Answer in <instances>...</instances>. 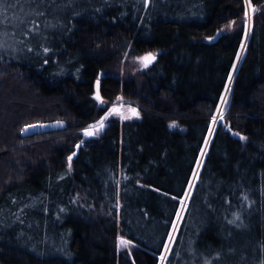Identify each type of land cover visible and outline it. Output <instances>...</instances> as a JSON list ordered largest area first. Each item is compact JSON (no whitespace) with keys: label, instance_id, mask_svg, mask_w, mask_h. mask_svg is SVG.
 <instances>
[{"label":"trees","instance_id":"trees-1","mask_svg":"<svg viewBox=\"0 0 264 264\" xmlns=\"http://www.w3.org/2000/svg\"><path fill=\"white\" fill-rule=\"evenodd\" d=\"M0 4V264H264V0Z\"/></svg>","mask_w":264,"mask_h":264},{"label":"water","instance_id":"water-1","mask_svg":"<svg viewBox=\"0 0 264 264\" xmlns=\"http://www.w3.org/2000/svg\"><path fill=\"white\" fill-rule=\"evenodd\" d=\"M156 57H157V55L155 53H153L152 51H148V52L142 54L141 61L143 62L144 65H147V64L151 63L152 61H154L156 59ZM100 80H101L100 78H97L94 82V97H96V98L99 97L98 100L101 99V94L99 91ZM122 109H123V103L122 102L112 104L103 113L102 116H104L107 112L118 113ZM64 126H65V122L61 119L43 121L40 123H30V124H26L23 126L20 134H21V136H27V135L35 134L38 132H49V131L62 129V128H64ZM90 126H94V127H90ZM96 129H98V127L95 126L94 123H91L90 125H88V127L84 128L82 140H86V139L90 138L91 136L95 135ZM85 130L93 131L94 134L91 136H85L84 135ZM81 143H82V141H79L77 143V145H80Z\"/></svg>","mask_w":264,"mask_h":264},{"label":"rangeland","instance_id":"rangeland-1","mask_svg":"<svg viewBox=\"0 0 264 264\" xmlns=\"http://www.w3.org/2000/svg\"><path fill=\"white\" fill-rule=\"evenodd\" d=\"M17 9L20 10V8H17ZM249 10H250V5H249V2L247 1V11L249 12ZM15 15H17V14L14 13V12L11 13L9 11V7H5V5L0 4V47L1 48H5L8 45H11V46L14 45L15 46L14 40L12 39V29L10 28L11 26L15 25V23H16L17 19H16ZM141 56H140V61H141ZM141 64H143L142 61H141ZM229 91H230L229 89L225 90V92H224V94H223V96L221 98L220 104L218 106L217 112H216L215 116L213 117V123H216L218 118L222 116V114L224 112L225 105L227 103L228 96H229L228 95ZM127 109H128L127 106H124L122 115H126L127 114L126 113ZM86 127H88V126H86ZM82 135H83V131H82ZM189 190H191L190 186L188 187V191ZM189 192H188V194H189ZM185 200H186V197L183 199V205H184ZM180 214H181V211H180ZM178 219H179V217H178ZM176 223H177V220L175 222V225L173 226V229H172V232H171V235H170V238L168 240L167 245L170 244L173 232L175 231ZM167 249L168 248L166 247V249L164 250L163 254L161 255L159 264H163L164 263L163 261H164V257L166 255ZM162 257H163V259H162Z\"/></svg>","mask_w":264,"mask_h":264},{"label":"snow or ice","instance_id":"snow-or-ice-1","mask_svg":"<svg viewBox=\"0 0 264 264\" xmlns=\"http://www.w3.org/2000/svg\"><path fill=\"white\" fill-rule=\"evenodd\" d=\"M246 15H247V13H246ZM238 58H239V54H238ZM234 67H235V65H234ZM229 79H231V76L229 77ZM97 99H99V97H97ZM98 124H99V128H103V127H104L103 119H102L100 122H98ZM90 127H94V126H90ZM96 130L98 131L99 129H96ZM93 134H94V132H93V131H89V130H85V132H84V135H85V136H91V135H93ZM206 143H207V141H206ZM202 151H203V150H202ZM73 155H75V153H73ZM68 159H69V161H71L72 157L70 156ZM198 163H199V162H198ZM181 203L183 204V201H182ZM177 215H178V217H179L180 213L178 212ZM121 243H122V244H126L127 242L122 241ZM166 247H167V246H166ZM162 259H163V257H162Z\"/></svg>","mask_w":264,"mask_h":264},{"label":"bare ground","instance_id":"bare-ground-1","mask_svg":"<svg viewBox=\"0 0 264 264\" xmlns=\"http://www.w3.org/2000/svg\"><path fill=\"white\" fill-rule=\"evenodd\" d=\"M231 79L229 80V82H228V84L226 85V88H225V90H227V89H229L230 91H231ZM225 90H224V92H225ZM229 91V92H230ZM229 95V94H228ZM228 98H229V96H228ZM227 101H228V99H227ZM227 104V103H226ZM225 107H226V105H225ZM212 129H213V126L210 128V132H209V134H208V137H207V141H208V139H209V136H210V134H211V132H212Z\"/></svg>","mask_w":264,"mask_h":264},{"label":"flooded vegetation","instance_id":"flooded-vegetation-1","mask_svg":"<svg viewBox=\"0 0 264 264\" xmlns=\"http://www.w3.org/2000/svg\"><path fill=\"white\" fill-rule=\"evenodd\" d=\"M94 125L97 126L98 125L97 122H94Z\"/></svg>","mask_w":264,"mask_h":264}]
</instances>
